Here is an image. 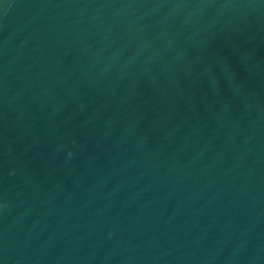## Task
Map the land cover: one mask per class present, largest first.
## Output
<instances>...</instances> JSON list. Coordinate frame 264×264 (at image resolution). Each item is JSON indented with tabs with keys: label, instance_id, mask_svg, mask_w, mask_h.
I'll use <instances>...</instances> for the list:
<instances>
[{
	"label": "water",
	"instance_id": "obj_1",
	"mask_svg": "<svg viewBox=\"0 0 264 264\" xmlns=\"http://www.w3.org/2000/svg\"><path fill=\"white\" fill-rule=\"evenodd\" d=\"M0 264H264V0H0Z\"/></svg>",
	"mask_w": 264,
	"mask_h": 264
},
{
	"label": "clouds",
	"instance_id": "obj_2",
	"mask_svg": "<svg viewBox=\"0 0 264 264\" xmlns=\"http://www.w3.org/2000/svg\"><path fill=\"white\" fill-rule=\"evenodd\" d=\"M0 207H3V205H2V204H0Z\"/></svg>",
	"mask_w": 264,
	"mask_h": 264
}]
</instances>
